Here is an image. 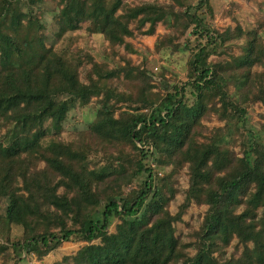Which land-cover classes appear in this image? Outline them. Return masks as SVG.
Here are the masks:
<instances>
[{
  "label": "trees",
  "instance_id": "trees-1",
  "mask_svg": "<svg viewBox=\"0 0 264 264\" xmlns=\"http://www.w3.org/2000/svg\"><path fill=\"white\" fill-rule=\"evenodd\" d=\"M43 1L0 0V220L21 228L11 243L18 258L75 240L85 244L52 264H264V142L246 136L245 117L264 103L259 31L213 28L209 0L55 1L58 38L87 22L110 54L123 47L109 67L79 47L74 59L47 47L35 11ZM158 24L169 32L154 51L195 39L181 83L127 55L135 49L126 37L154 35ZM91 102L93 119L64 135L70 112ZM212 114L221 126L203 124ZM184 167L188 186L172 214ZM191 204L206 210L194 240L181 243L174 223ZM234 239L242 250L226 256Z\"/></svg>",
  "mask_w": 264,
  "mask_h": 264
},
{
  "label": "rangeland",
  "instance_id": "rangeland-1",
  "mask_svg": "<svg viewBox=\"0 0 264 264\" xmlns=\"http://www.w3.org/2000/svg\"><path fill=\"white\" fill-rule=\"evenodd\" d=\"M57 0H44L42 3L37 4L35 11L38 13V18L44 24L43 34L45 36V43L47 47H52L54 50L64 53L67 57H73L75 52L74 48L79 47L89 53L97 62H106L109 67L114 66L119 61V56L124 53L122 46L116 47V55L110 54V47L107 41L102 38V35L97 33H89L86 30L87 22L80 24V28L63 34L60 38L57 37L58 25L54 18L57 11ZM131 3H138L139 1H153V0H129ZM168 1V0H157ZM195 3L196 0H191ZM211 7L213 8V18L207 16V19L211 22L213 28L223 30L227 26L234 28L240 25L244 30L256 29L264 39V0H209ZM168 29H165L163 25L158 24L156 26L154 35H135L132 37H126L135 51L127 54L135 62H146V67L154 74L159 71H163L164 77L167 79V83H181L187 80L188 76V61L191 58V47L195 44V39L189 34L186 37L179 39V48L173 50V48L165 47L159 52L154 51V45L157 43V36L167 34ZM187 38V45L183 46L184 39ZM241 41H237L232 46V52L237 54L241 50ZM82 57L81 54L78 55ZM211 60H218L216 56H211ZM121 62V61H120ZM122 63V62H121ZM90 67V63L84 61L79 67L80 79L85 81L86 71ZM256 69H260L257 67ZM156 77V76H155ZM156 79H158L156 77ZM154 79L153 83L157 87H160L158 81ZM264 112V103L255 102L246 107V121L247 131L246 136L256 137L264 142V127H262V119L260 113ZM95 113V103L91 102L88 105L73 109L65 122V130L67 131L83 129L87 123L91 121ZM203 124L208 127L221 126L223 122L217 120L215 115H211L210 118L203 120ZM159 150L164 154H169V148L165 146H159ZM234 150L239 152V146H235ZM42 165V163H40ZM154 170L158 171L161 175L163 173L162 163L153 166ZM143 176L135 179L131 186L128 187L125 192L130 193V188L135 187ZM177 185L179 189L175 194V198L169 203V211L173 214L177 211L178 204L183 200L184 190L188 186V176L186 168L184 167L179 174L176 175ZM206 210V205L197 206L191 204L185 214L182 216V220L174 223L175 235L179 237L181 243H188L194 240L192 232L198 229L202 220L203 214ZM118 221L115 220L110 226L109 231H114V225ZM21 234V228L16 225H12L8 228L2 220H0V264H52L56 261H60L63 255L74 254L81 246L85 244L83 241H67L63 242L59 247L50 251L47 255L41 259L36 258L34 255L21 254L18 258L13 246L11 245ZM6 236H9L7 240ZM187 250L190 254L194 253L192 246H188ZM242 250L241 244H237L234 239L228 247L225 248V255L229 256L232 252L238 251V254ZM23 257V258H22Z\"/></svg>",
  "mask_w": 264,
  "mask_h": 264
}]
</instances>
